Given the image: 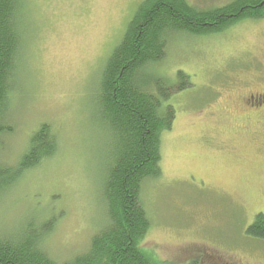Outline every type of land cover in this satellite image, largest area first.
<instances>
[{
    "label": "rangeland",
    "instance_id": "rangeland-1",
    "mask_svg": "<svg viewBox=\"0 0 264 264\" xmlns=\"http://www.w3.org/2000/svg\"><path fill=\"white\" fill-rule=\"evenodd\" d=\"M142 1L23 0L0 163L18 167L42 124L58 147L0 189V234L53 221L41 245L58 262L86 251L107 221L103 186L116 140L101 119L100 78ZM187 1L208 9L232 0ZM148 68L174 85L183 72L190 85L168 101L176 117L162 134V175L143 187L152 221L143 248L165 264L186 263V244L264 260V239L246 233L264 213V128L240 134L212 114L226 95L264 83V13L211 35H171L165 58Z\"/></svg>",
    "mask_w": 264,
    "mask_h": 264
},
{
    "label": "trees",
    "instance_id": "trees-1",
    "mask_svg": "<svg viewBox=\"0 0 264 264\" xmlns=\"http://www.w3.org/2000/svg\"><path fill=\"white\" fill-rule=\"evenodd\" d=\"M22 6L23 0H0V137L10 131L5 114L19 57ZM263 13L264 0H232L208 9L187 0L142 1L100 78L101 119L116 140L103 186L105 225L86 251L65 262L54 260L41 245L43 233L47 236L53 228L51 220L39 231L0 234V264H165L143 248L152 221L142 192L148 180L162 175V134L172 129L176 117L168 101L190 83L183 72L178 73L181 82L174 85L148 67L165 58L171 35H211ZM57 147L49 125L42 124L18 167L0 163V189L55 154ZM246 233L264 239V213L255 216Z\"/></svg>",
    "mask_w": 264,
    "mask_h": 264
},
{
    "label": "flooded vegetation",
    "instance_id": "flooded-vegetation-1",
    "mask_svg": "<svg viewBox=\"0 0 264 264\" xmlns=\"http://www.w3.org/2000/svg\"><path fill=\"white\" fill-rule=\"evenodd\" d=\"M226 96L228 100L220 110L212 112L218 126H229L240 134H256L264 128V83L251 84L245 90H238L234 96ZM193 246L186 244L179 249L188 258L183 264H212L214 260L219 264H264V260L252 261L247 257L235 259L226 251L215 250L209 245L199 249Z\"/></svg>",
    "mask_w": 264,
    "mask_h": 264
}]
</instances>
